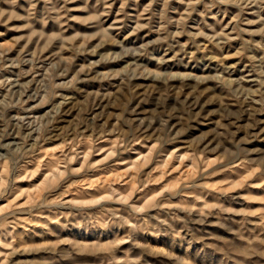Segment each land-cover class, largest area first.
<instances>
[{"label":"rangeland","instance_id":"obj_1","mask_svg":"<svg viewBox=\"0 0 264 264\" xmlns=\"http://www.w3.org/2000/svg\"><path fill=\"white\" fill-rule=\"evenodd\" d=\"M0 264H264V0H0Z\"/></svg>","mask_w":264,"mask_h":264}]
</instances>
